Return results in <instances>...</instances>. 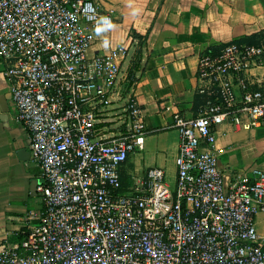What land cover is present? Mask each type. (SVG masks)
<instances>
[{
	"label": "built area",
	"instance_id": "2783aa9c",
	"mask_svg": "<svg viewBox=\"0 0 264 264\" xmlns=\"http://www.w3.org/2000/svg\"><path fill=\"white\" fill-rule=\"evenodd\" d=\"M113 21L95 0H0L2 72L41 177L36 223L0 240V264H264V168L229 181L216 147L219 125L264 123V92L243 76L264 66V42L200 54L205 103L174 114V185L161 166L125 185L148 127L133 89L122 94L130 47L92 51Z\"/></svg>",
	"mask_w": 264,
	"mask_h": 264
},
{
	"label": "crops",
	"instance_id": "0c3cea01",
	"mask_svg": "<svg viewBox=\"0 0 264 264\" xmlns=\"http://www.w3.org/2000/svg\"><path fill=\"white\" fill-rule=\"evenodd\" d=\"M95 1L113 13L114 21L97 32L92 51L130 47L123 64L127 79L122 81V94L133 89L146 109L144 148L130 155L122 176L130 181L132 175L161 166L174 178L179 152L174 114L197 116L205 103V95L198 92L200 54L232 41L263 40L264 0ZM3 67L0 59V240H14L36 223L28 216L41 207L37 190L41 177L31 156L29 133L16 119ZM243 76L264 92V66H252ZM117 99L114 107L123 102ZM217 136L219 165L227 180L264 168V123L251 129L223 123ZM258 229L264 234V212L258 215Z\"/></svg>",
	"mask_w": 264,
	"mask_h": 264
},
{
	"label": "trees",
	"instance_id": "16d2710c",
	"mask_svg": "<svg viewBox=\"0 0 264 264\" xmlns=\"http://www.w3.org/2000/svg\"><path fill=\"white\" fill-rule=\"evenodd\" d=\"M134 36H136V35L134 34ZM233 42H236V43H246V44H261V43L264 42V39L263 40L244 39V40H237V41H233ZM123 181H124V184L125 185H127L129 183V179H126L124 177H123ZM19 236H16L14 239H18Z\"/></svg>",
	"mask_w": 264,
	"mask_h": 264
},
{
	"label": "rangeland",
	"instance_id": "374dc122",
	"mask_svg": "<svg viewBox=\"0 0 264 264\" xmlns=\"http://www.w3.org/2000/svg\"><path fill=\"white\" fill-rule=\"evenodd\" d=\"M111 119L113 120V119H118V118L115 116V117H111ZM168 177L171 180L172 185H174V181H175L174 178L170 177L169 174H168ZM257 219H258V216H257Z\"/></svg>",
	"mask_w": 264,
	"mask_h": 264
}]
</instances>
